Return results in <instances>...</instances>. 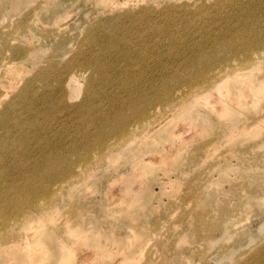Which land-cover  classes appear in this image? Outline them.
Wrapping results in <instances>:
<instances>
[{
  "label": "rangeland",
  "instance_id": "obj_1",
  "mask_svg": "<svg viewBox=\"0 0 264 264\" xmlns=\"http://www.w3.org/2000/svg\"><path fill=\"white\" fill-rule=\"evenodd\" d=\"M126 1L117 3L136 4V53L145 51L149 56L146 62L136 57L130 66L134 71H128L136 79L129 86H123L117 70L112 71L116 79L94 97L93 115L110 111L113 97L121 104L131 102L151 83L159 86L158 94L180 89L183 68L200 50L215 56L212 67L254 51L260 53L258 63L232 74L211 98H193L181 111L168 113L150 134L140 132L119 155L90 169L82 184H62L49 209L52 213L40 222L43 226L25 230L20 245L9 244L12 259L4 251L0 264H21L28 253L41 259L35 264H64L60 256L70 254L71 264H99L97 250L90 249L94 240L113 248L114 264H127L118 260L122 252H136L129 264L264 263V47L252 48L256 36L264 35V0ZM113 7L96 0H0V85H4L0 99L10 100L24 86L5 68L12 55L3 35L11 47L38 51L35 57L18 59V67L27 70L22 78L33 79L50 60L73 65L77 54L82 57L88 48L82 42L92 32L86 35L87 27L105 19ZM145 9L150 10L146 19ZM23 20L24 30L18 27ZM129 21L122 19V27ZM161 28L166 31L156 30ZM239 34L243 36L235 41L238 57L221 50L225 40L233 41ZM139 80L146 81L145 88L138 87ZM166 83L169 86L163 88ZM38 84L35 109L23 105L20 112L25 122L40 129L43 140L30 139L36 151L24 161L11 159V174L5 173L9 167L0 165V195L9 191L6 186L21 187L24 172L19 163L35 164L40 148L41 153L76 158L74 147L82 141L81 133L91 129L90 123L80 120L87 103V80L81 72L69 74L65 84L79 85L76 94L58 92L54 107L49 105L51 96H42L51 88L40 80ZM77 165L83 166L80 161ZM52 182L54 187L60 179ZM60 185L56 183V188ZM29 242L32 247L25 244Z\"/></svg>",
  "mask_w": 264,
  "mask_h": 264
},
{
  "label": "bare ground",
  "instance_id": "obj_2",
  "mask_svg": "<svg viewBox=\"0 0 264 264\" xmlns=\"http://www.w3.org/2000/svg\"><path fill=\"white\" fill-rule=\"evenodd\" d=\"M96 1L100 5L105 4L111 5L112 7V4H118V0ZM118 6L121 7L119 4ZM119 7L111 8L112 11L109 10L111 14L105 19L100 18L87 27L86 35L89 31L92 32L86 36L82 44H87L88 48L82 57L79 54L76 55V61L73 65L67 63L61 65L50 60L44 68L41 69L39 67L36 70L33 79L24 80L22 78L21 74L23 75L27 70L18 67V59L30 56L35 57L38 51L32 47H11L7 42V37L4 35L1 37L5 41L8 50H11L12 55L10 66H6L5 68L8 70L7 72L15 76L19 84L23 82L24 85L10 100L7 98L0 99V107H2V110H0V165L9 167V172L8 170L5 172L7 173L6 175L8 173L11 174V168L14 164L11 163V159L15 158L24 161L36 151L30 139H34V142L43 140L40 129H36L33 123L25 122L26 117L20 112L23 105H27L30 110L35 109L36 89L40 87L38 80L42 82L43 87L51 88L49 93L42 94V96H51L52 100L49 105L54 107L55 95L58 92L67 95L76 94L79 85L66 88L65 84L69 74L75 71L81 72L87 80V103L81 108L80 120L91 124V129L81 133L82 141H79L74 147L75 151L79 153L76 158L61 156L51 151L41 153L43 148H40L38 150L39 155L36 156L37 161L35 164L30 165V167H24L20 163L18 164L22 167L21 173L24 172V177H21L23 182L19 185L21 187L10 188L12 186H6L9 191L0 195V254L6 252L8 259H12V253H10L12 251H10V247L12 246L9 244L14 243L20 245L23 241L25 230L32 228L31 230L33 232V228L39 230L43 226L39 225L43 223L44 216L52 213L49 209L52 204L54 205L57 202L63 188L62 184L68 185L70 181H76V186L82 184L86 179L84 176L90 169H94V166L98 162L102 163L110 155H119L130 146L133 140L134 142L136 141L140 132L142 134L144 133L143 135L150 134L151 130L168 113L176 109L181 111L186 102L193 98L198 99L202 95H204V98H211L215 91L223 87L224 83L229 80L232 74L252 69L258 63H256L257 59L260 58L258 51H250L251 53L249 54L245 53L243 59L241 57L232 59L226 65L212 67L215 56L200 50V53L190 63V66L183 68L182 74L178 79V83L181 85L180 89H164L161 90L162 93L158 94L157 87L159 86L155 87L151 83L144 90L145 93L143 95L137 96L131 102L124 101L125 104H121L117 98L113 97L109 101L112 108L110 111L99 112L93 115L92 106L95 102L94 97L100 90L104 89L116 79L112 71L117 70V76H122L121 83L123 86H129L136 79L135 74L128 72L134 71L130 66L136 63V57L137 60L146 62L149 56V53L145 51L136 53V27L133 24V21L136 22V4H131L129 7L127 5L121 8ZM116 9L119 10L116 11ZM149 16L150 10L145 9L143 18L146 19ZM122 19L131 20L129 21L130 24L122 27ZM18 27L24 30L26 27L25 20L20 21ZM156 30L159 32L166 31V29L162 28ZM242 36L243 34L234 35L233 41L225 40L221 50L234 53L238 57L239 55L236 54L237 51L235 49V41H238L240 38L242 39ZM256 37L257 39L253 42L257 44H254L255 47L252 48L259 50L264 47V40H261L263 42H257V40L264 38V35H258ZM96 48H100V50L97 51ZM6 77L8 80L10 76L7 75ZM72 78H77V76H73ZM174 78L176 77L173 76L170 79L171 83ZM10 80L12 81V79ZM3 86L2 89L4 88ZM145 86L146 81L139 80L138 87L145 88ZM168 86L166 83L163 88ZM8 87H6L7 90H9ZM151 90L153 94L148 95L147 92ZM223 101L226 100L223 98ZM37 120V123H41L39 118ZM94 154H96L95 159ZM79 161L83 165L82 167L75 166ZM29 170L30 172H28ZM57 179H60V182L56 183H61L59 189L56 188V183L53 187L52 181ZM47 219H51V216ZM41 221L42 223H40ZM35 225L39 226V228ZM34 234L35 232L32 235L34 236ZM26 239L29 240L30 238L26 237ZM30 242L25 244L31 245L32 243L30 244ZM27 245H23V247H27ZM131 246L133 245L131 244ZM25 247L22 249L24 250ZM92 248L97 250V254L99 255L97 262L99 264H114L116 262L115 253H113L111 246L94 240L90 246V249ZM42 249H45V247ZM120 251L118 252L120 253ZM47 254L49 253L47 252ZM94 254L96 255V252ZM135 255L136 252L129 254L122 252V257L118 260L129 264ZM70 256H60V261L64 264H71L73 260ZM92 257H94L93 254L91 255ZM40 261L41 259L36 258L32 253L22 256L20 259L21 264H35L40 263ZM15 262L19 263V259H15Z\"/></svg>",
  "mask_w": 264,
  "mask_h": 264
}]
</instances>
